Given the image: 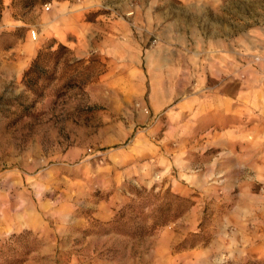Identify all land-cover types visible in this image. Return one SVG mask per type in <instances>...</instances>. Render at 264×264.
<instances>
[{"label":"rangeland","instance_id":"374dc122","mask_svg":"<svg viewBox=\"0 0 264 264\" xmlns=\"http://www.w3.org/2000/svg\"><path fill=\"white\" fill-rule=\"evenodd\" d=\"M247 66L264 0H0V264H264Z\"/></svg>","mask_w":264,"mask_h":264},{"label":"crops","instance_id":"0c3cea01","mask_svg":"<svg viewBox=\"0 0 264 264\" xmlns=\"http://www.w3.org/2000/svg\"><path fill=\"white\" fill-rule=\"evenodd\" d=\"M245 74H247L248 76L249 75H264V70H262L261 68H255V67H252V68H249L248 66L246 67V70H243ZM249 81V79L247 80Z\"/></svg>","mask_w":264,"mask_h":264}]
</instances>
